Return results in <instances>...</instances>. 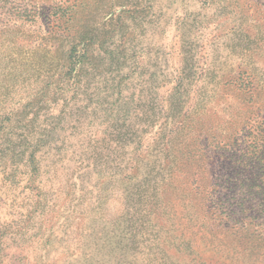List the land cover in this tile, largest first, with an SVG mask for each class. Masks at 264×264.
<instances>
[{"label":"rangeland","instance_id":"rangeland-1","mask_svg":"<svg viewBox=\"0 0 264 264\" xmlns=\"http://www.w3.org/2000/svg\"><path fill=\"white\" fill-rule=\"evenodd\" d=\"M263 158L264 0H0V264H264Z\"/></svg>","mask_w":264,"mask_h":264},{"label":"trees","instance_id":"trees-1","mask_svg":"<svg viewBox=\"0 0 264 264\" xmlns=\"http://www.w3.org/2000/svg\"><path fill=\"white\" fill-rule=\"evenodd\" d=\"M227 172L226 184L229 187L228 189L232 192H240L239 197H231L234 201L232 205L237 208V212L241 215L245 211L249 212L247 213L248 216L244 215L240 217H248L251 220L256 218L258 220L250 234L255 238L261 237V232L258 231V227L261 225L259 222L261 215L264 214V166L246 164L244 168H239L231 164ZM243 173L246 174L245 178L241 177ZM226 200L228 201L227 197ZM234 212V209L230 210V214H234ZM233 219L235 220L234 225L239 222L238 218L234 217Z\"/></svg>","mask_w":264,"mask_h":264}]
</instances>
